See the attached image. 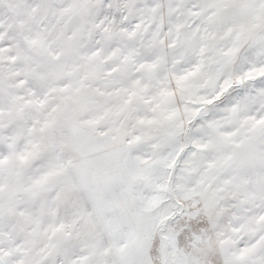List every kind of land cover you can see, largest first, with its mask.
<instances>
[{"label":"snow or ice","instance_id":"1","mask_svg":"<svg viewBox=\"0 0 264 264\" xmlns=\"http://www.w3.org/2000/svg\"><path fill=\"white\" fill-rule=\"evenodd\" d=\"M0 264H264V0H0Z\"/></svg>","mask_w":264,"mask_h":264}]
</instances>
